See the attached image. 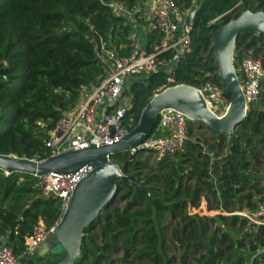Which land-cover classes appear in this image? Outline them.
<instances>
[{
  "label": "trees",
  "instance_id": "obj_1",
  "mask_svg": "<svg viewBox=\"0 0 264 264\" xmlns=\"http://www.w3.org/2000/svg\"><path fill=\"white\" fill-rule=\"evenodd\" d=\"M113 0H0V155L14 154L20 158L42 159L50 156L44 139L48 131L63 112L74 107L79 101L82 88L97 82L105 75L106 64L95 47L100 38H111L122 46L121 52L130 49L132 44V23L123 14L115 13L109 2ZM128 7L145 0H117ZM180 9H189L197 4L194 24L190 29L192 51L177 59L172 68H160L148 74L132 77L131 107L132 126L149 98L162 84L186 82L195 84L206 72L216 79V61L213 53L203 59L202 51L208 47L219 27L238 10L264 9V0H174ZM239 4L238 9L235 5ZM157 30L147 34L146 48L151 50L161 40ZM262 34L252 27L241 28L236 39V57L245 47H253L254 52H262ZM212 51V47H210ZM169 58V51L162 52ZM168 77L172 80L169 81ZM259 102L264 101V91H260ZM257 99V98H256ZM253 100L248 105L245 119L234 130L235 140L242 137L237 131L241 128L257 127L264 118V110ZM191 128L189 130V133ZM214 135H216L214 133ZM218 142L226 135L217 134ZM260 139V138H259ZM263 140L264 149V138ZM229 152V151H228ZM124 172H131L135 163L133 154L121 151L110 156ZM235 160V165L232 163ZM240 161L236 143L228 153L226 162L219 167L221 178H225L229 189H237V180H246V162ZM200 170L201 174H206ZM135 174V173H134ZM257 178V176H256ZM129 180H119V189L127 184V195L132 189V197L121 212L112 215L101 225L106 235L117 232L129 233L123 238L125 256L131 253L134 259L149 260L147 264H166L168 258L161 252L164 242L159 235L163 214L170 210H180L183 221L181 230L186 231L184 243L203 246L197 264H264V223L249 222L244 238L233 239L228 232H221L219 242H225V249L215 248L214 233L209 239L197 232V214L184 212L186 200H170L167 196H154L143 188H137ZM118 189V190H119ZM177 189V188H176ZM117 190V192H118ZM178 191V190H177ZM226 190H222L225 195ZM215 192V191H214ZM117 195V193H116ZM115 195V197H116ZM122 195V194H121ZM146 202L141 215L139 210L128 209ZM195 203V196L190 199ZM253 208L255 205H250ZM106 208V207H105ZM60 214V201L57 197L43 196L39 178L29 172L10 171L0 168V242H7L15 254L24 249V236L33 222L41 218L47 225L52 224ZM221 218H226L220 215ZM232 223L246 225L247 218L239 215L230 217ZM99 221V218L96 219ZM86 227L82 238L77 264H88L90 252ZM188 229V230H187ZM190 231V232H187ZM195 231V232H194ZM247 238V243L244 239ZM4 240V241H3ZM195 240V241H194ZM194 241V242H193ZM138 243L137 245L135 244ZM234 244L247 246L248 257L238 253L236 257L227 255L226 261L220 258ZM143 245L141 248H138ZM98 254L93 262L98 259ZM250 258L249 263L246 262ZM234 260V261H233ZM233 261V262H232Z\"/></svg>",
  "mask_w": 264,
  "mask_h": 264
},
{
  "label": "built area",
  "instance_id": "obj_2",
  "mask_svg": "<svg viewBox=\"0 0 264 264\" xmlns=\"http://www.w3.org/2000/svg\"><path fill=\"white\" fill-rule=\"evenodd\" d=\"M109 5L115 13L123 14L131 23L140 11L145 13L144 18L148 21L147 31L157 30L162 35L161 40L149 50L146 48V42L135 40L136 34L132 27L133 42L125 52H121L122 46H117L111 38H100L97 41L95 47L106 64L105 75L97 82L90 83V91L85 93L83 98H79L74 108L63 112L48 131L44 144L49 155L88 144L110 142L127 134L133 126L130 113L131 96L127 97L124 89L132 76L148 74L165 67L170 69L177 59L192 51L191 26L185 21V14L189 9H180L174 0H145L131 7L113 0ZM165 51L171 53L169 58L161 55ZM237 51L235 45L234 69L248 106L260 93L264 81V62L262 56L254 53L253 47L243 48L238 57ZM168 80L171 81L172 78L168 77ZM191 85L198 89L209 109L215 114L220 116L226 111L230 96L224 91V86L219 80L205 74ZM165 86L167 84L160 85L158 90ZM85 87L87 86L83 89ZM190 120L188 115L177 109H162L151 134L142 142L141 147L151 151L158 158L182 152L189 140ZM156 130L163 132L157 133ZM138 150L137 147H132L129 152ZM8 156L20 158L14 154ZM108 158L112 160L110 156ZM91 169L90 164H84L74 171L34 174L39 178L43 196L59 199V217L50 225L40 218L33 222L24 236V249L20 254H15L7 242H0V264L13 263L20 257L35 255L38 246L53 230L66 209L76 184L88 175ZM262 184L264 186V177ZM255 209L251 210V213L264 215V204Z\"/></svg>",
  "mask_w": 264,
  "mask_h": 264
},
{
  "label": "rangeland",
  "instance_id": "obj_3",
  "mask_svg": "<svg viewBox=\"0 0 264 264\" xmlns=\"http://www.w3.org/2000/svg\"><path fill=\"white\" fill-rule=\"evenodd\" d=\"M141 3L139 2L138 4ZM194 6H197V4ZM235 9H238V7ZM241 11L240 9L238 10V12ZM187 14H185V18ZM145 15V13L140 11L138 16L133 17L132 27L136 34L135 40L137 42H139V37L148 32V21L144 18ZM212 40H209L207 49L201 53L203 59L208 58L211 53L214 55L213 48L212 51L210 49ZM261 41L264 43V34H262ZM254 53L262 56L261 51ZM205 74L211 76V72H206ZM89 89V85L84 89L82 88L80 99L83 98L82 96L85 93L90 91ZM261 90L264 91V81L261 84ZM124 91L128 95L127 97L131 96L130 84L125 87ZM255 100L258 103L259 97ZM259 107L264 110V101L259 102ZM189 123L191 128L189 140L182 152L161 158L156 157L151 151L138 150L132 152L135 163L130 173L136 177L138 183L148 188L147 192L154 196H167L169 201L184 198L187 202L184 212L189 215H199L197 232L200 231L202 237L206 239H209L211 234L214 233L217 240L213 243L215 248L225 249L226 243L219 242L221 232L232 234L235 240L236 238H244L245 229H252L249 222L264 223V215L251 213V210L258 208L260 204H264V186L262 184V178L264 177V149L263 140L258 141L264 138V118L257 123L256 128L241 127L237 131L238 134L242 133V137H237L233 145L236 143L237 154L240 158L239 162H246L247 176L245 181L239 179L233 183L238 186L236 190L229 189L228 186L231 183H228L225 178H221L219 174V167L226 162L228 157V138L223 137L219 143L217 141L219 136L217 137L216 133L214 135L207 128L200 127V124L195 120H190ZM235 163L234 160L232 165H235ZM200 170H204L207 173L200 175ZM4 173L6 174L5 171ZM130 173L127 172V174ZM132 189L131 187V191ZM222 190H226L225 195L222 194ZM126 191L127 184H123L122 188L118 190L116 197L113 198L106 208L102 209L99 221H96L87 232L88 246H90V252L87 256L88 264H147L149 262V260L134 259L130 252L126 256L124 255L125 247L122 240L129 233L125 234V232L121 231L113 236L111 234L106 235L101 230V225L104 224L105 220L109 218V221L113 222L114 220L110 217L114 215L115 211L121 212L126 207L128 200L132 197L131 191L127 195H123ZM193 195L195 196V203L190 201ZM252 204L255 205L253 208L250 206ZM145 205L146 202L142 201L137 207L131 206L128 211L139 210L140 214L145 216L146 213L141 211L144 210ZM180 215V210L175 209L166 211L163 214L161 218L162 228L159 230V235L164 242L161 252L168 258L166 264H197L196 259L199 258V255L201 258L203 246L193 243H189L186 246L184 243L186 240L184 233L186 231L181 230L183 221ZM220 215H224L226 218H221ZM232 215L243 216L247 218L248 222L243 226H240L237 222L232 223L230 220ZM247 240L245 238L244 242L247 243ZM135 244L137 245L138 243L135 242ZM138 246H140L138 248H141L143 245ZM233 250V253L225 251L220 258L221 262L226 261L227 255L235 258L238 253H243L248 257L251 253L247 246L240 247L238 244H234ZM97 254L99 257L93 262ZM249 261L250 258L246 262L249 263Z\"/></svg>",
  "mask_w": 264,
  "mask_h": 264
},
{
  "label": "water",
  "instance_id": "obj_4",
  "mask_svg": "<svg viewBox=\"0 0 264 264\" xmlns=\"http://www.w3.org/2000/svg\"><path fill=\"white\" fill-rule=\"evenodd\" d=\"M149 2V0H147ZM238 3L234 6L238 7ZM197 6L190 8L185 21L192 26ZM252 27L264 34V9L246 8L228 18L212 40L216 61V78L230 96L229 104L222 115L209 109L198 89L186 82L167 85L155 92L143 107L137 123L124 136L101 144L65 150L58 154L34 160L0 155V168L10 171L40 174L46 172L74 171L84 164L92 169L75 186L70 201L52 231L38 246V252L30 257H20L9 264H77L82 238L86 227H92L103 208L115 197L119 180H130L137 188L147 190L138 183L133 174L125 173L108 156L132 147L143 150L142 142L151 134L159 112L164 108L182 111L200 127L213 133L226 135L227 150L235 140L234 130L248 113L243 91L234 69V46L241 28ZM36 256L40 259L37 261Z\"/></svg>",
  "mask_w": 264,
  "mask_h": 264
},
{
  "label": "crops",
  "instance_id": "obj_5",
  "mask_svg": "<svg viewBox=\"0 0 264 264\" xmlns=\"http://www.w3.org/2000/svg\"><path fill=\"white\" fill-rule=\"evenodd\" d=\"M147 34H148V32H147ZM147 34H144V35H142L141 37H139V41H141V42H146L147 41ZM156 132L157 133H162L163 131H161V130H156ZM38 252V250L36 251V253ZM35 253V254H36ZM37 255V254H36ZM37 261H39L40 259L36 256V258H35Z\"/></svg>",
  "mask_w": 264,
  "mask_h": 264
}]
</instances>
